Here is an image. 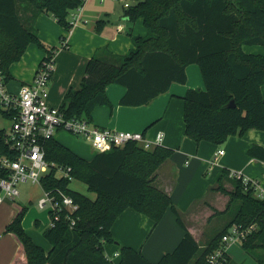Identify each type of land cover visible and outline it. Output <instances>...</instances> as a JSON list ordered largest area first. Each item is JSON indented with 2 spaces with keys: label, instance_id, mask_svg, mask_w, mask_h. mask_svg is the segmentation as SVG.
I'll return each instance as SVG.
<instances>
[{
  "label": "trees",
  "instance_id": "16d2710c",
  "mask_svg": "<svg viewBox=\"0 0 264 264\" xmlns=\"http://www.w3.org/2000/svg\"><path fill=\"white\" fill-rule=\"evenodd\" d=\"M82 0H0V70L7 85L13 79L10 67L21 60L31 43L48 54L61 48L47 46L35 27L37 17L52 14L65 29L72 28L69 13ZM126 17L132 22L142 18L145 35H132L134 46L126 54L94 55L87 63L86 75L78 89H71L61 108L67 117L91 121L97 106L109 105L106 88L110 84L126 87L121 104L141 106L167 92L175 82L186 83V68L200 66L206 88L189 89L184 96L186 135L197 142L225 143L231 136H243L249 129L264 130V54L248 53L245 45L264 47V0H139L130 6ZM105 21L99 20L100 32ZM40 62V63H41ZM232 100L235 107L228 106ZM8 120L13 114L0 105ZM0 129V160L16 158V151ZM47 159L71 167L73 179L85 182L97 193L90 198L69 187L68 177H57L51 168L42 178L45 189L60 188L73 196L80 208L72 228L62 215L54 227L44 230L52 244L47 252L23 226L28 206L16 204V213L5 231L18 242L10 264H208L207 257L220 244L222 236L237 227L247 232L243 248L264 263V198L251 184L234 180V189L223 186L229 176L225 170L213 188L229 196L222 213L231 219L207 247L201 248L187 230L171 196L155 184L161 165L174 153L173 148L145 149L136 142L98 153L86 160L58 140L46 143ZM248 155L264 161V146L254 144ZM7 171L0 168V178ZM159 222L171 208L186 234L174 252L160 262L147 260L132 247L123 246L120 262H111L105 245L116 240L112 226L127 208ZM226 264H230V256Z\"/></svg>",
  "mask_w": 264,
  "mask_h": 264
},
{
  "label": "crops",
  "instance_id": "0c3cea01",
  "mask_svg": "<svg viewBox=\"0 0 264 264\" xmlns=\"http://www.w3.org/2000/svg\"><path fill=\"white\" fill-rule=\"evenodd\" d=\"M85 6L83 18L87 9ZM96 14L97 16L91 18V26H87L86 21L74 27L71 32L65 30L50 13L43 12L36 19L35 27L39 37L47 46H61L66 40L67 47H61L55 54V71L49 85L50 103L53 106L61 107L69 90L80 88L86 75L87 63L94 55L103 57L109 52L126 54L134 46L132 35H145L135 31V23L131 26L124 22L113 25L111 28L114 31L104 29L98 32L96 24L99 20L95 21L102 15V11H97ZM123 18L129 20L126 15ZM244 50L255 53L258 49L245 45ZM47 54L37 44L31 43L21 60L11 65L13 79L7 83V88L18 92L23 84L31 82L41 60ZM186 72V83H173L167 92L141 106L121 104L126 87L114 83L108 85L106 93L110 104L97 106L92 112L91 122L101 127L143 132L151 140L163 134L162 146L173 148L174 153L158 169L154 184L171 196L187 230L193 234L201 248H205L211 241L214 227L215 233H218L231 219L220 220L221 222L213 224V229L210 228L207 232L206 228L209 227L206 226L210 222L225 215L220 211L225 210L229 196L213 189L225 170H241L246 177L257 180L259 186L256 195L264 197V161L248 155V150L254 144L264 146V130L249 129L243 136H231L220 145L205 140L197 142L188 137L185 132L184 96L189 89H205L206 84L198 64L188 65ZM262 94L264 96V84ZM55 139L86 160H92L98 154L92 146L91 150L84 149L75 140L63 142L57 135ZM220 149H224L225 153L220 156L217 164L212 165L214 155ZM56 176L61 177L62 173ZM232 180L229 176L224 178L223 186L233 190L235 185ZM40 187L44 192V188L41 185ZM69 187L71 188L70 185ZM95 194L94 197H89L95 199L97 193ZM18 203L28 206L29 210L28 203L19 202L17 199L0 203V264H10L18 249L15 237L5 231L15 216ZM29 203L33 201L29 200ZM40 209L32 214L27 211L23 226L32 239L49 252L52 244L42 235V231L49 227L46 209ZM47 213L51 220L50 211ZM42 221L46 224L44 227ZM34 224L40 225L39 231L34 229ZM112 234L116 241L105 245L106 255L112 256L123 246H128L140 252L150 262L158 263L165 255L175 251L186 230L180 225L178 216L171 208L159 222H155L151 217L130 207L118 216L112 226ZM230 248L229 246L230 264H240L233 259ZM247 254L257 260L250 253ZM115 262H120V257L115 258Z\"/></svg>",
  "mask_w": 264,
  "mask_h": 264
},
{
  "label": "built area",
  "instance_id": "2783aa9c",
  "mask_svg": "<svg viewBox=\"0 0 264 264\" xmlns=\"http://www.w3.org/2000/svg\"><path fill=\"white\" fill-rule=\"evenodd\" d=\"M87 1L89 0H82V4L70 11L69 20L72 28L68 30L69 32L82 23V12ZM126 6L130 4L126 3ZM65 42L66 40L62 42L63 46L66 45ZM54 71L53 53L39 64L31 82L23 84L18 92H12L7 88L0 70V105L8 113L13 114L5 138L17 154L14 159L4 157L0 160V168L7 171V175L0 178V203L16 200L20 196L18 187L20 183L39 184L44 188L42 178L51 168L56 169V175L62 173L61 177L73 179L71 167L47 159L46 143L54 139L61 130L84 137L98 153L123 147L129 142H136L145 149L162 146L163 134L151 140L143 132L101 127L83 117H67L61 107L50 103L49 85ZM224 153V149L218 150L211 164H217ZM229 177L242 179L244 185L251 184L255 191L259 186L257 180L246 177L241 170H229ZM39 206L50 211V227H54L63 214L71 228L77 222L75 213L80 205L73 196L60 188L55 190L44 188V196L40 198ZM246 237V231L237 227L231 228L222 236L219 246L208 255V264H226L229 246L242 243ZM120 256V251H116L112 256L107 255V258L115 262V258Z\"/></svg>",
  "mask_w": 264,
  "mask_h": 264
},
{
  "label": "rangeland",
  "instance_id": "374dc122",
  "mask_svg": "<svg viewBox=\"0 0 264 264\" xmlns=\"http://www.w3.org/2000/svg\"><path fill=\"white\" fill-rule=\"evenodd\" d=\"M139 0H89L86 4L85 7L86 9V14L82 20V23H86L87 21V26H91V18L94 16H97L96 12L97 11H102V15L99 16V18L95 21L97 22L98 20H103L105 21L104 28L101 30L103 31L104 29L106 30H113V25H117L118 23L124 22L125 24L128 25H133L135 23V31L136 32H141V34H146V27L144 25L143 19L138 18L135 22H132L130 20H125L123 17L127 14V12L130 10V7H126L125 3H129L132 7L135 6L138 3ZM97 25V24H96ZM134 31V30H133ZM253 49H258L254 51L255 53L261 52L264 54V47L257 45V46H251ZM11 126V121L8 119H5L4 115L0 112V129L2 128H9ZM57 138L61 141H69V140H75L80 147L84 149L91 150V144L84 139V137L81 136H75L71 133L65 132V131H60L57 133ZM234 182V180H232ZM71 188H73L76 191H79L81 193H85L86 195L90 197H94L96 194L95 192L89 190V187L86 185L85 182L75 179L71 181L70 184ZM19 189L22 191V194L17 198L19 202L22 203H28L29 204V210L30 214H32L35 211H40L41 209L38 206V201L41 197L44 196V192L40 185L38 184H32V183H20L18 185ZM29 200H32L33 203H29ZM47 214V219H48V225L50 221V217L47 213L48 209L45 210ZM30 216V215H29ZM217 217V216H216ZM231 218L230 213H225V215L221 217H217L214 219V221L210 222L206 227L207 232L210 231V228L213 229V224H217L218 222H221L220 220L227 221L228 219ZM46 224L44 221H42V227H44ZM202 226V225H201ZM203 227V226H202ZM34 229L39 231L40 230V225L34 224ZM215 227L213 229L212 237L210 243L215 239L216 234L215 233ZM42 235L43 231H42ZM208 243L207 245H209ZM230 253L238 263L240 264H260L257 260H255L253 257L247 254L246 250L243 248V245L238 242L233 245H230ZM193 264V263H191ZM264 264V263H263Z\"/></svg>",
  "mask_w": 264,
  "mask_h": 264
},
{
  "label": "water",
  "instance_id": "95a60500",
  "mask_svg": "<svg viewBox=\"0 0 264 264\" xmlns=\"http://www.w3.org/2000/svg\"><path fill=\"white\" fill-rule=\"evenodd\" d=\"M228 106L235 107L236 106V102L234 100H232V102Z\"/></svg>",
  "mask_w": 264,
  "mask_h": 264
}]
</instances>
